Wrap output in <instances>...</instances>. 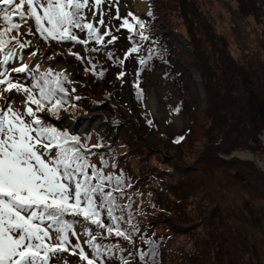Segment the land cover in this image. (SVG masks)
Returning a JSON list of instances; mask_svg holds the SVG:
<instances>
[{"label":"rangeland","instance_id":"obj_1","mask_svg":"<svg viewBox=\"0 0 264 264\" xmlns=\"http://www.w3.org/2000/svg\"><path fill=\"white\" fill-rule=\"evenodd\" d=\"M152 2L156 26L172 50L162 54L175 61L178 70L173 72L180 75L175 86L162 78L161 70H151L136 77L144 93V98H136L125 79L115 81L119 69L101 50L92 52L97 80H87L67 55V50L81 56L86 50L54 43L44 46L26 34L30 23L22 28V36L41 45L40 51L33 46L17 48L7 69L23 62L30 71L38 61L50 63L55 70L66 68L74 83L72 92L80 97L74 112L93 117L86 130L98 123L100 111L109 124L121 125L120 136L103 155L105 164L98 157L90 161L105 176L109 170L125 178L126 191L115 197L121 202L130 199L139 219L116 211L122 225L129 219L136 225L126 229L130 240H108L118 241L119 246L113 247L106 264H264V175L249 161L219 156L253 149L264 163V0H193L195 13L184 0ZM100 10L102 26L116 32L127 11L143 16L146 7L136 12L135 0H102ZM186 14L191 25L200 27L198 36L191 25L190 29L184 25ZM99 19L97 11L94 20ZM115 45L116 57L128 46L123 38ZM149 45L150 39L145 43ZM134 67L131 56L121 68L132 71ZM29 71L24 76L9 71V75L23 81ZM6 97L0 100L4 110L9 104L21 108L22 94ZM179 107L184 110L173 116ZM188 128L183 142L173 143ZM107 137L112 138V133ZM177 167H196L202 174L188 171L185 176ZM128 178L139 181L138 190L132 191L135 187L127 184ZM149 239L159 246L148 245ZM146 246L149 253L142 252L145 259L141 260L135 250ZM62 255L69 264L76 262L74 256Z\"/></svg>","mask_w":264,"mask_h":264},{"label":"snow or ice","instance_id":"obj_2","mask_svg":"<svg viewBox=\"0 0 264 264\" xmlns=\"http://www.w3.org/2000/svg\"><path fill=\"white\" fill-rule=\"evenodd\" d=\"M101 4L102 0H0V6H3L0 9V100L8 98L5 93L13 92L25 97L23 110L11 104L6 110L0 107V264H69L64 260V253L78 256L77 264H104L100 259L101 245L95 242L101 233L93 234L83 223V231H76L75 218H82L83 222L99 229L106 228L109 235L114 233L130 240L128 233L120 228L121 217L114 215L113 191H119L122 176L115 178V189L106 191L113 177L105 176L91 163L88 159L90 149L81 138L47 126L37 116L38 112L56 115L62 109L68 111L79 106L69 104L61 74H33L32 83L28 85L9 75V71H29L27 63L21 62L10 70L2 68L16 57L17 48L24 49L31 43L19 38L22 24L28 25L30 20L34 22L35 32L28 26L26 34L38 33L46 42L79 43L85 50L92 40L98 45L103 44L104 36L111 33L101 34L93 22L99 11L100 19L95 23L104 25ZM85 10L93 20L88 18ZM128 16L143 28L137 17L132 13ZM121 27H126L129 33L133 31L127 18L123 19ZM78 32L86 33V37L81 39ZM140 36L147 39L142 32ZM116 39L113 35L107 43ZM69 51L77 59H84L80 53ZM91 51L99 49L92 48ZM136 51L138 46L129 48L125 58ZM94 68L93 65V74ZM124 75L120 72L118 78ZM31 105H35V109ZM148 123L151 125L152 121ZM182 139L178 137L175 142ZM101 146L98 143L91 147ZM104 164L101 157V165ZM105 208L111 222L107 225L101 218ZM128 223H131L130 219ZM81 235L86 237L83 244L92 249L91 256L82 246ZM140 258L144 260L145 254L141 253Z\"/></svg>","mask_w":264,"mask_h":264},{"label":"trees","instance_id":"obj_3","mask_svg":"<svg viewBox=\"0 0 264 264\" xmlns=\"http://www.w3.org/2000/svg\"><path fill=\"white\" fill-rule=\"evenodd\" d=\"M151 2L153 1V0H150ZM193 1V0H192ZM191 1V2H192ZM150 2V3H151ZM188 3L187 2V0H184V4H185V6H189V8L190 9H192V11L195 13V10H194V4L193 3ZM154 5V3L152 2L151 3V6H150V9H151V13H150V16H149V19H150V23L149 24H147V28L153 33V34H157L158 32H159V30L157 31V26H156V20H157V18H158V16H157V14H156V10H155V5ZM190 16H191V11H190ZM185 18H186V20L184 21V25L186 26V27H189V29H190V25H191V21L189 20V18H188V14H186L185 15ZM191 28H193V32L195 31V34L198 36L199 34H200V27L199 26H196V25H194V24H192L191 25ZM160 33V32H159ZM200 40V37H198V41ZM210 39H209V36H208V41H209ZM202 50H204V48H202L201 47V51ZM198 57V56H197ZM251 150H253V149H251ZM231 151V150H230ZM229 151V152H230ZM213 153L214 154H216L217 155V153H219V152H214L213 151ZM226 153H228V152H226ZM257 156V155H256ZM234 159V158H233ZM221 160V159H220ZM228 161H230V160H228ZM228 161H225V162H228ZM221 162L223 163V161L221 160ZM253 164V163H252ZM254 165V164H253ZM255 166V165H254ZM256 168V167H255ZM177 169H179V170H181L184 174L186 173V172H188L189 171V173H191V172H198V173H200V174H202V172H201V170L200 169H197L196 170V167H192V168H190V169H192V171L190 170V169H186V168H180V167H177ZM185 169V170H184ZM258 171V170H257ZM185 176H187L186 174H185ZM194 178H196V177H194ZM199 179H201V178H199ZM203 179V178H202ZM182 180H185V177H180V181H182ZM139 181L137 180V181H135L134 183H131V185H133V187H135V185L138 183ZM130 185V184H129ZM143 185V183L141 184V186ZM177 187H180V184H177ZM139 188L138 187H135V188H133L132 189V191H136V190H138ZM119 194V193H118ZM116 201H117V204H118V206L123 210V211H125L127 214H129L130 216H133L134 218H136V217H139V213L138 212H136L133 208H132V204H131V201H130V199H126L125 200V202H121V198H117L116 199ZM70 219H73L72 217H69ZM76 221L77 222H81V223H84L83 221H82V218H78V219H76ZM80 223V224H81ZM89 228V230L90 231H92L93 229V227H88ZM94 229H99V228H94ZM183 233V232H182ZM107 243L108 244H111V245H113V247H115V248H117L118 246H119V243L116 241V242H114V241H107ZM147 243H148V245H151V246H159V242L157 241V242H155L154 243V240H152V239H149V240H147ZM146 249H148V250H150V248H149V246H146L145 248H143V252H145L146 254L147 253H149V251L147 252L146 251ZM233 250L234 251H237V248H233ZM108 253V252H107ZM112 255H113V253H112ZM141 256V255H140ZM139 256V257H140ZM114 257H115V255H114ZM239 260L241 261V262H244L243 261V259H242V257L240 256L239 257Z\"/></svg>","mask_w":264,"mask_h":264},{"label":"bare ground","instance_id":"obj_4","mask_svg":"<svg viewBox=\"0 0 264 264\" xmlns=\"http://www.w3.org/2000/svg\"><path fill=\"white\" fill-rule=\"evenodd\" d=\"M143 9H144V2L142 0H135V10L137 12H140ZM262 140L264 142V137H262ZM230 154L232 156H236V157H238L240 159L250 158V156H251V153H249L247 151H243V150L233 151Z\"/></svg>","mask_w":264,"mask_h":264},{"label":"water","instance_id":"obj_5","mask_svg":"<svg viewBox=\"0 0 264 264\" xmlns=\"http://www.w3.org/2000/svg\"><path fill=\"white\" fill-rule=\"evenodd\" d=\"M251 160H253L256 164H258V159L254 157L253 154H251V157H250ZM262 167H264V164L261 163ZM258 166V165H257Z\"/></svg>","mask_w":264,"mask_h":264}]
</instances>
